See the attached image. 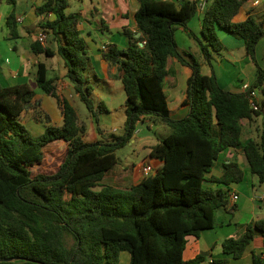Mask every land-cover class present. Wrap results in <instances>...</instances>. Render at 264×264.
I'll list each match as a JSON object with an SVG mask.
<instances>
[{
  "label": "trees",
  "instance_id": "obj_1",
  "mask_svg": "<svg viewBox=\"0 0 264 264\" xmlns=\"http://www.w3.org/2000/svg\"><path fill=\"white\" fill-rule=\"evenodd\" d=\"M136 1L134 23L141 35L135 37L124 29L127 47L109 44L102 51L103 59L117 67L111 77L125 92L121 135H102L97 126L104 140L85 141V123L57 93L43 63L38 64L35 82L55 100L61 126L46 125L40 135H32L20 117L35 90L27 83L0 84V264H118L124 251L130 264H201L209 254L183 259L187 237L199 238L203 230L214 227L215 211L228 206V186L243 179L234 160L223 162L220 177L206 178L218 155L240 147L249 172L264 186V130L258 138L243 140L245 130L261 115L260 108L251 107L248 93L220 87L210 51L222 48L217 29L242 39L248 59L257 68L250 90L264 96V67L256 59L264 23L251 16L232 21L248 0H209L200 14L202 39H197L202 62L210 70L203 74L193 54L179 51L174 37L176 27L192 36L188 23L197 14L196 2ZM6 2L15 5V0ZM68 5L69 0H46L35 8L37 16H54L40 22V27L56 49L43 48L34 40L31 50L62 60L65 78L98 123L106 108L91 96L86 76L89 52L78 28L79 16L66 12ZM6 24L10 39L18 38L13 9ZM170 59L191 69L186 89L189 111L180 120L170 117L163 91ZM145 116L157 118L170 130L150 149V156L162 160L161 168L126 188L103 183L116 165L114 152L132 140ZM57 140L66 143L57 171L32 175L30 167L43 160V148ZM256 235L264 238V218L248 223L241 235L224 239V255L241 258ZM227 262V258H211L212 264ZM252 264H264V259L253 254Z\"/></svg>",
  "mask_w": 264,
  "mask_h": 264
},
{
  "label": "crops",
  "instance_id": "obj_2",
  "mask_svg": "<svg viewBox=\"0 0 264 264\" xmlns=\"http://www.w3.org/2000/svg\"><path fill=\"white\" fill-rule=\"evenodd\" d=\"M44 1L46 0H15V5L12 7L6 0H0V49H3V51H0V84L10 86L27 83L32 87L30 81L36 83L35 76L38 64L43 63L47 69V77L54 80L53 84L56 87L57 93L59 95L63 94L64 98L74 107L72 96L69 94L72 98L69 99L66 95L67 92H70L69 89L72 90L73 87L64 76L65 68L62 60L57 55L48 57L44 53L34 54L31 50V43L36 40V37L40 33L46 35V42L40 45L50 50L56 49L55 43L49 40L48 34L40 27V22L51 21L54 19V16L45 13L40 16L35 14V8ZM170 1L177 3V0ZM74 3L75 5L72 7L69 3L66 12H75L79 16L78 28L86 42L90 56L89 69L86 74L89 78H94L98 84H104L106 89L104 92L105 100L102 95H99L97 100L95 99V102L103 103L106 111L99 114L98 123L94 121L90 113L89 119H93L95 126H99L103 130L102 135L115 133V128L105 131L104 126L101 127L102 123H100V120L110 119L111 121H115L118 119L121 120L123 126L126 118L124 106L125 92L122 84H119L118 80H114L111 77L117 73V67L110 66L103 59L102 51L109 44H116L120 48H126L128 41L126 36L123 35L124 29L134 33V35L140 33L134 23V14L139 4L136 0H74ZM12 9L14 11L19 36L16 39H12L15 45L10 43L9 28L6 24V18ZM249 16L258 22L264 23V0H248L239 8L232 21L234 23L243 22ZM194 17H197L201 30L200 15L196 14ZM192 25H194L193 22L188 23V28L192 36L188 35L181 27H176L174 37L177 47L179 51L193 54L200 64L201 72L203 74H209L210 71L207 70L206 65L202 62L201 50L197 42L198 38L192 29ZM176 31L180 33V41L176 39ZM217 36L220 43L224 46L222 49L225 54L224 56L221 55L223 51L221 49L216 52L213 51L212 53L211 62L214 64L212 67L214 68L218 84L225 91L240 92L244 84L251 86L255 81L257 68L248 59L242 39L234 37L222 29H217ZM24 38L28 40V46L26 45V47L25 45L22 46L23 43H21ZM104 38H107V40ZM256 59L262 67L264 62V37L259 40L256 46ZM167 70L168 74L163 83L166 105L170 117L175 120H180L189 111V105L186 103V89L187 81L191 76V69L180 64L175 59H170ZM256 93V102L260 106L259 108L262 113L264 96L261 95L262 97H260L258 91ZM74 94L75 97H78L75 92ZM123 94L124 97L122 98ZM34 101H39L41 107H46L42 94L36 91L32 103ZM105 101H107L109 107ZM117 101L119 105L116 104ZM49 109L53 112V115L59 113L58 124L56 126H61L62 115L56 107V103L55 106L52 105ZM258 121L260 122L259 117L245 130L243 135L244 141L250 137L256 138L257 134L254 133L255 131L257 132L260 129L259 132L261 133L264 130V121L259 128L257 127ZM93 123L92 129L94 126ZM141 123L145 124L147 130L152 132L153 136L149 134L139 136L140 131L136 130L131 143L135 144L140 142L141 147L146 149L148 153L140 163L132 164L130 175H126L128 171H123L124 168L114 166L105 174L102 180L103 183L117 188H126L139 183L144 178L142 173V165L144 163L150 164L155 172L161 168L163 164L162 160L158 157L150 156V149L160 139L166 137L170 130L166 125L160 123L157 118L151 116L143 117L139 124ZM256 124L257 126H255ZM95 130L96 132L89 141L104 140V137L97 132L96 128ZM88 131H90L89 127ZM154 137H156V141ZM243 156L244 154L240 147L230 148L222 151L212 163L211 171L206 175V178L220 177L224 173V161L234 160L237 162L243 171V179L238 183H231L228 186L230 189L228 200H231L232 195H236L237 200L232 205L215 211V225L213 228L203 230L199 238L193 236L187 237L186 247L183 251L184 260L192 259L199 253L209 254V262H211V258H227L228 262L226 264H252L253 254L260 255L264 259V238L260 235L254 237L251 244L239 259L225 256L221 247V242L224 239L241 235L248 223L264 218V186L260 185L256 177L249 172ZM126 181H132V183L130 185H121ZM208 184L214 188L210 183ZM124 253L127 252L120 253L118 264H120L121 257L123 258L124 264H130L129 254L127 253L128 255H125Z\"/></svg>",
  "mask_w": 264,
  "mask_h": 264
},
{
  "label": "rangeland",
  "instance_id": "obj_3",
  "mask_svg": "<svg viewBox=\"0 0 264 264\" xmlns=\"http://www.w3.org/2000/svg\"><path fill=\"white\" fill-rule=\"evenodd\" d=\"M69 3L71 5V7L75 5L74 0H69ZM191 20L189 22H193L194 25H192V27H193L192 29L195 32L197 38L202 39L201 30L199 28L197 17H194L193 20L192 21ZM179 38H180V33L176 31L177 41H180ZM104 39L107 40V38H104ZM10 43L15 45V42L12 39H10ZM21 43H23L22 46H24V45H25V47H26V45L28 46V40L26 38L22 39ZM222 47L224 48L223 45H222ZM221 50H223V49L221 48ZM0 51H3V49H0ZM210 51H211V53H213V51L211 49H210ZM5 55H7V54H5ZM221 55H223V56L225 55L224 50L222 51ZM224 62H226V61H224ZM224 62H223V64L226 65L227 62L226 63H224ZM212 65L214 66L213 63H212ZM262 67H264V62L262 64ZM206 68H207V70H209V68L207 66H206ZM229 69H231V67H229ZM213 70H214V68H213ZM89 83L92 86L91 96L94 99V101H95V99L97 100V97L99 95H102V97L105 100V93H104L106 90L105 85L104 84H98V82L94 78L92 79V77L89 78ZM30 84L32 85V87L34 88V90L37 93L42 94L43 102H44L46 107L43 108V107H41L39 101L38 102L34 101L33 103H31L29 105V107L21 115L20 121L26 126V128L32 133V135L38 136L44 131V127L46 125L47 126L48 125L56 126V124H58L59 113H57L56 115H53V112L49 109V107H51L52 105L55 106V103H56L55 100L52 97L43 94L38 89L36 83H32V81H30ZM119 84H121V83L119 82ZM69 91L70 92L69 93L67 92L66 95L69 97V99L73 98V103H74V107L77 111V114H78L80 120L83 123H85V125L87 127L86 134L84 136V140L89 141V140H91L92 135L96 132V130H95L96 126L94 124L95 122L93 123V119H91V118L89 119L88 110L86 109L85 105L80 101V99L78 97H75L73 89L72 90L69 89ZM69 94L72 96V98L69 96ZM60 96L64 97L63 94H60ZM106 96H107V94H106ZM123 97H124V94L122 95V98ZM260 97H262V96L260 95ZM105 103L109 107V104L107 103V101H105ZM116 104L119 105V102L117 101ZM56 107H57V105H56ZM262 111L263 112L259 116L260 122L258 121V126H257V124L255 125L258 128L261 126V124L264 121V105L262 106ZM92 123L94 124L93 129L91 128ZM100 123H102L101 127L104 126L105 131L115 128L116 131L114 134L121 135L123 133V126H122L121 120L117 119L115 121H111L110 119H106V120L101 119ZM88 127H89L90 131H88ZM136 130L140 131L139 136H145L146 134L153 136V133L149 132L147 130L144 123L138 124L136 127ZM259 130L257 132L256 131L254 132L255 134H257L256 138H258L261 134L259 132ZM154 140L156 141V137H154ZM131 141L129 143H127L124 147H122V148H120L114 152V155L117 158V162H116L115 166L124 168L123 171H125V172L127 170L128 172H126V175L131 174L132 164L140 163L141 160L148 153V151L146 149L141 147L140 142L132 144ZM43 152H44L43 160L40 163L35 164V165L30 167V171H31L32 175H36L38 173H42V174H53V173H55L57 171L58 167L60 166V164L62 163L64 157H65L66 143L64 141H61V140L53 141L43 148ZM112 173H113V171H112ZM131 183H132V181H129V182L126 181L125 183H123L121 185H130ZM69 244H70V241H69ZM124 254L128 255L127 253H124ZM120 264H124L122 257L120 259ZM201 264H212V263L209 262V260L207 259Z\"/></svg>",
  "mask_w": 264,
  "mask_h": 264
},
{
  "label": "built area",
  "instance_id": "obj_4",
  "mask_svg": "<svg viewBox=\"0 0 264 264\" xmlns=\"http://www.w3.org/2000/svg\"><path fill=\"white\" fill-rule=\"evenodd\" d=\"M196 2V10H197V14H201L204 9L206 8L209 0H193ZM264 27V25H263ZM36 40L40 43V44H44L46 42V35L44 33H40L38 34V36L36 37ZM106 48L104 47L103 50H105ZM240 92L242 93H248L249 94V103L251 105V107L253 109H258L259 106H258V103L256 102V91L253 90L251 91L250 90V86L247 85V84H244L241 89H240ZM142 173H143V176L146 177V176H149L151 174H154L155 171H154V168L150 165V164H146L144 163L142 165ZM261 198V197H260ZM237 200V196L236 195H232L231 196V200H228L229 203L228 205H232L233 202H235Z\"/></svg>",
  "mask_w": 264,
  "mask_h": 264
},
{
  "label": "water",
  "instance_id": "obj_5",
  "mask_svg": "<svg viewBox=\"0 0 264 264\" xmlns=\"http://www.w3.org/2000/svg\"><path fill=\"white\" fill-rule=\"evenodd\" d=\"M134 36H135V37H139V36H140V33H136ZM140 45H141V44H140Z\"/></svg>",
  "mask_w": 264,
  "mask_h": 264
}]
</instances>
